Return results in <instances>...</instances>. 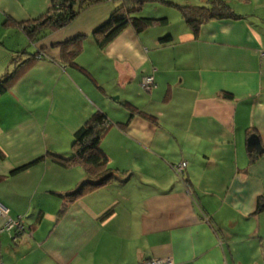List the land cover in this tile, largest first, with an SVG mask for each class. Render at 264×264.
<instances>
[{"label": "crops", "instance_id": "0c3cea01", "mask_svg": "<svg viewBox=\"0 0 264 264\" xmlns=\"http://www.w3.org/2000/svg\"><path fill=\"white\" fill-rule=\"evenodd\" d=\"M214 1L239 18L210 21L194 35L173 5L174 25L167 17L142 33L128 27L100 49L93 33L118 0L91 6L37 43L21 24L51 1L0 0V80L20 71L0 95V264H264V211L256 213L264 153L247 151L252 135L264 148V0L187 6ZM166 36L171 43L161 45ZM77 38L73 66L60 44ZM146 76L149 93L140 87ZM97 112L109 124L99 148L116 177L69 201L61 196L90 173L52 155L69 159L74 134ZM9 220L29 236L14 241L3 230ZM44 220L53 223L46 237ZM100 250L115 257L95 259Z\"/></svg>", "mask_w": 264, "mask_h": 264}, {"label": "trees", "instance_id": "16d2710c", "mask_svg": "<svg viewBox=\"0 0 264 264\" xmlns=\"http://www.w3.org/2000/svg\"><path fill=\"white\" fill-rule=\"evenodd\" d=\"M51 4L47 12L35 20L22 23L23 30L31 43L41 41L48 31H55L67 27L77 16L93 5L109 0H50ZM119 6L113 11L108 21L96 29L93 37L98 48L107 47L128 27H131L136 33H142L154 25H165L166 19H151L139 17L138 12L146 3L156 2L158 0H118ZM177 6V5H176ZM185 24L191 29L194 35H197L202 25L214 21L225 19H238L231 8L222 1H214L210 6H177ZM170 36L159 40L161 45L171 43ZM80 40L74 39L60 44V50L63 57L67 58L70 65L74 64V58L80 51ZM43 55L29 56L23 63L26 68L33 61L42 60ZM23 69V68H22ZM20 71L5 75L0 80V95L6 92L8 86L19 75ZM108 122L106 116L102 113H95L75 134L71 146L72 156L64 159L52 155L53 159L67 166L72 163L82 164L90 173L91 179L82 183L76 190L71 191L62 198L73 201L82 196L87 190L102 187L115 179L113 170L107 167V158L100 151V143L104 137ZM253 157V156H251ZM254 158V157H253ZM251 158V162H253ZM32 164L16 169L13 173H18L28 169ZM264 211V202L259 200L256 213Z\"/></svg>", "mask_w": 264, "mask_h": 264}, {"label": "rangeland", "instance_id": "374dc122", "mask_svg": "<svg viewBox=\"0 0 264 264\" xmlns=\"http://www.w3.org/2000/svg\"><path fill=\"white\" fill-rule=\"evenodd\" d=\"M212 1V0H211ZM207 0H158L156 2H149V3H146L142 6L141 8V11L138 12V15L139 17H142V18H151V19H164V18H167L169 20V22L171 24L174 25V22H175V19H177L180 15H179V12H177V9L174 8L173 5H178V6H187L188 4L191 5V4H195V5H201V3H206ZM204 6L208 5L207 4H203ZM149 15V16H148ZM153 17H151V16ZM144 16V17H143ZM14 23V21H13ZM20 24V23H19ZM147 78H142L141 82H140V87L142 89V86H144V81L146 80ZM144 92L146 93H149L151 92V85H148V86H144ZM117 172V171H116ZM119 174H121L122 172H117ZM124 175V180L125 181H128L132 176H131V173H122ZM144 178V177H143ZM31 221H34V220H31V219H26L24 220L25 223H27V225L29 226L30 225V222ZM18 226L15 227V229H13L14 231V241H16L22 233H27V235L29 236V229L28 227H24L23 228V225L21 224V221L18 220ZM22 223H23V220H22ZM42 229H41V235L42 237H46L48 235V233L52 230V227H53V223L52 221H49V220H44L42 222ZM227 255L230 257V253L229 251H227ZM239 255V258H241V255ZM249 255V254H248ZM87 256V253L85 251V254L83 253V255L81 254L78 258H83ZM107 257H115L113 256L112 252L110 251H97L94 258L95 259H103V258H107ZM243 260H244V257H243ZM245 263L244 264H248L249 260L245 259L244 261Z\"/></svg>", "mask_w": 264, "mask_h": 264}, {"label": "built area", "instance_id": "2783aa9c", "mask_svg": "<svg viewBox=\"0 0 264 264\" xmlns=\"http://www.w3.org/2000/svg\"><path fill=\"white\" fill-rule=\"evenodd\" d=\"M262 58H264V53L261 54ZM145 78H147L144 81V86H148L151 85V90L154 87V80L153 77L151 76H146ZM144 86H142V89L144 90ZM185 170H186V163L182 162L176 166L173 167V171L178 175V176H184L185 174ZM6 214V211L0 207V216H4ZM18 226V222L17 221H13V220H9L7 221V223L5 224L3 230L7 231V232H11L13 229H15V227ZM142 264H173L172 260L167 258V259H150V260H146L144 261Z\"/></svg>", "mask_w": 264, "mask_h": 264}, {"label": "water", "instance_id": "95a60500", "mask_svg": "<svg viewBox=\"0 0 264 264\" xmlns=\"http://www.w3.org/2000/svg\"><path fill=\"white\" fill-rule=\"evenodd\" d=\"M247 151L250 153L256 152L257 155H262L264 153V148L256 135H252L247 140Z\"/></svg>", "mask_w": 264, "mask_h": 264}]
</instances>
